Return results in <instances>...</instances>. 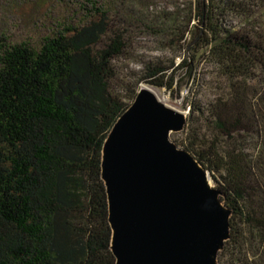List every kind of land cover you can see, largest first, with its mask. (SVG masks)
I'll return each instance as SVG.
<instances>
[{
	"label": "trees",
	"instance_id": "obj_1",
	"mask_svg": "<svg viewBox=\"0 0 264 264\" xmlns=\"http://www.w3.org/2000/svg\"><path fill=\"white\" fill-rule=\"evenodd\" d=\"M85 1L35 37L0 35V264H116L102 151L139 91L118 65L133 31L191 35L192 61L147 62L141 82L207 67L182 147L231 210L218 262L264 264V0Z\"/></svg>",
	"mask_w": 264,
	"mask_h": 264
},
{
	"label": "water",
	"instance_id": "obj_2",
	"mask_svg": "<svg viewBox=\"0 0 264 264\" xmlns=\"http://www.w3.org/2000/svg\"><path fill=\"white\" fill-rule=\"evenodd\" d=\"M187 112L141 87L102 151L116 264H218L231 210L210 172L171 140Z\"/></svg>",
	"mask_w": 264,
	"mask_h": 264
},
{
	"label": "rangeland",
	"instance_id": "obj_3",
	"mask_svg": "<svg viewBox=\"0 0 264 264\" xmlns=\"http://www.w3.org/2000/svg\"><path fill=\"white\" fill-rule=\"evenodd\" d=\"M189 0H156L160 7L169 3L180 6L187 5ZM51 2V4H50ZM48 7L47 9H45ZM91 5L85 0H0V35L4 34L13 40H21L26 37H35L45 30L52 28L59 19H74L82 17L88 12ZM45 11V12H44ZM44 12V14H43ZM174 39L172 36H156L152 33L133 31L131 35V47L125 57L118 62L121 77L139 87L142 84L141 77L145 73L147 62L163 61L166 64L174 62L179 65L185 58H190L185 48L188 34L183 39ZM192 61V60H191ZM187 66L178 70L171 88L151 87L156 89L166 99L171 107L189 113V102L193 96L207 99L210 95L199 79L207 76V67L203 62L196 68V79L187 78ZM172 141L182 147L185 134L182 131L173 132L170 135ZM213 185H216L210 173ZM218 264H220L218 262Z\"/></svg>",
	"mask_w": 264,
	"mask_h": 264
},
{
	"label": "bare ground",
	"instance_id": "obj_4",
	"mask_svg": "<svg viewBox=\"0 0 264 264\" xmlns=\"http://www.w3.org/2000/svg\"><path fill=\"white\" fill-rule=\"evenodd\" d=\"M142 87H146V88H149V89L153 90V91L157 94V96H158L163 102L166 103V99H165L163 96H161V95L159 94V92H158L156 89H154L153 87H151V86L148 85V84H142Z\"/></svg>",
	"mask_w": 264,
	"mask_h": 264
}]
</instances>
